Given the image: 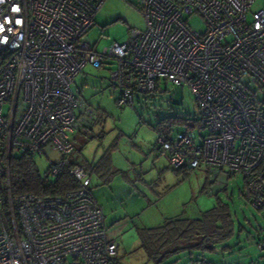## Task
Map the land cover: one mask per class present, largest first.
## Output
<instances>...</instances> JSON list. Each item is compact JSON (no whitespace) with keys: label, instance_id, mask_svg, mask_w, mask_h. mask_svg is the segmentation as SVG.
<instances>
[{"label":"built area","instance_id":"2783aa9c","mask_svg":"<svg viewBox=\"0 0 264 264\" xmlns=\"http://www.w3.org/2000/svg\"><path fill=\"white\" fill-rule=\"evenodd\" d=\"M105 1L0 0V177L10 223L1 199L0 264H118L85 167H71L79 187L64 194L11 192L13 156L46 157L53 180L74 162L75 136L93 134L95 109L72 87L87 66L110 70L120 107L162 83L188 89L199 115L183 119L177 136L173 126L161 133V152L213 182L242 175L245 197L264 215V6L141 0L146 27L98 51L84 37ZM195 16L204 30L190 25Z\"/></svg>","mask_w":264,"mask_h":264},{"label":"rangeland","instance_id":"374dc122","mask_svg":"<svg viewBox=\"0 0 264 264\" xmlns=\"http://www.w3.org/2000/svg\"><path fill=\"white\" fill-rule=\"evenodd\" d=\"M140 3L106 0L84 40L98 51L125 42L132 28L146 27ZM263 6L264 0H255L251 12ZM190 25L205 29L200 16L191 18ZM110 73L106 68L87 66L74 80L75 92L96 110L97 124L92 135L82 136L86 143L72 158L91 175L92 191L106 216L108 237L118 244L119 263L154 264L140 248L138 229L162 224L166 213L198 217L221 198L229 204L234 219L232 238L214 253L189 256L185 252L171 264H264V249L258 246L263 239L264 215L243 196L244 177L220 176L213 182L202 168L178 176L167 169L166 158L157 150L161 129L168 132L174 122L172 136H177L183 132V119L198 117V103L191 92L166 82L154 92L135 94L132 104L120 107L117 100L121 91ZM51 156L60 158L58 152H51ZM35 161L45 175L49 160L35 156ZM1 199H5L2 189ZM2 215L9 227L8 213L2 211Z\"/></svg>","mask_w":264,"mask_h":264},{"label":"trees","instance_id":"16d2710c","mask_svg":"<svg viewBox=\"0 0 264 264\" xmlns=\"http://www.w3.org/2000/svg\"><path fill=\"white\" fill-rule=\"evenodd\" d=\"M173 124L174 122L170 123L169 128ZM161 133H164L162 129ZM76 164L78 163L72 162V165L63 169L56 179L50 180L48 171L45 175L39 171L34 156L28 154L15 155L11 160L12 195L18 196L24 193L60 195L74 190L79 187V182L70 174V169ZM192 170L194 169H175L179 176H181V172L188 175ZM5 185V178L0 177V189L5 193L3 201L6 211ZM205 188H208V185ZM243 196H245L244 191ZM233 234L234 219L230 206L221 198H218L213 208L203 211L198 217H172L167 218L158 226L138 229L140 248L148 260L154 264H171L176 262L173 259L185 252L189 256H193L195 253L201 255L214 253L218 246L232 238ZM118 264L120 263L118 262Z\"/></svg>","mask_w":264,"mask_h":264},{"label":"crops","instance_id":"0c3cea01","mask_svg":"<svg viewBox=\"0 0 264 264\" xmlns=\"http://www.w3.org/2000/svg\"><path fill=\"white\" fill-rule=\"evenodd\" d=\"M94 118H95V120H94V122L96 121V110H95V114H94ZM94 124H97V123H94ZM94 126H96V125H93V128H94ZM83 135H79V134H77L76 136H75V139H76V145H77V150H79V149H81V146L83 145V144H85L86 143V139H84L83 137H82ZM85 136V135H84ZM87 137V136H86ZM158 152L160 153V154H162L165 158H166V160H167V164L169 165V167L167 168V169H171L174 173L176 172L175 171V169L171 166V164H170V161H169V159H168V157L165 155V154H163L162 152H161V150H160V148H159V145H158ZM75 162H77L76 160H74ZM78 163V162H77ZM123 171V170H122ZM87 173H88V171H87ZM119 173H121V170L119 171ZM121 174H123V173H121ZM177 174V173H176ZM89 175V174H88ZM178 175V174H177ZM91 176V175H90ZM89 176V177H90ZM179 176V175H178ZM91 178V177H90ZM91 186H92V179H91ZM150 205H152L151 203H150ZM146 208H149V204H147V206H146ZM146 208H145V210H146ZM106 217V216H105ZM163 217H165L166 219L167 218H172L173 216H168V214L166 213V214H164V216ZM177 217V216H176ZM115 242V241H114ZM131 249V248H130ZM130 254V253H129ZM146 255V254H145ZM146 258H147V256H146ZM148 259V258H147ZM118 262H119V260H118Z\"/></svg>","mask_w":264,"mask_h":264}]
</instances>
